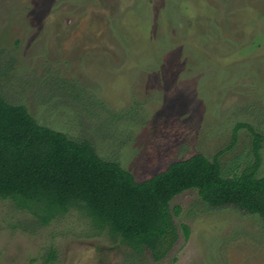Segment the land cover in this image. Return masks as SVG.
I'll return each instance as SVG.
<instances>
[{"label":"rangeland","instance_id":"374dc122","mask_svg":"<svg viewBox=\"0 0 264 264\" xmlns=\"http://www.w3.org/2000/svg\"><path fill=\"white\" fill-rule=\"evenodd\" d=\"M0 95L137 180L195 153L239 173L252 135L234 128L248 124L264 175V0H0ZM176 206L177 240L155 261L79 206L45 225L0 197V264H264L258 215L192 189Z\"/></svg>","mask_w":264,"mask_h":264},{"label":"trees","instance_id":"16d2710c","mask_svg":"<svg viewBox=\"0 0 264 264\" xmlns=\"http://www.w3.org/2000/svg\"><path fill=\"white\" fill-rule=\"evenodd\" d=\"M253 161L239 173L221 174L217 156L200 153L171 162L137 180L118 162L101 158L88 139L39 124L24 105L0 95V197L47 225L71 207L84 209L94 226L136 251L162 260L178 237L171 200L196 190L212 209L234 208L264 222V175H258L263 136L248 124ZM185 236L189 228L183 225Z\"/></svg>","mask_w":264,"mask_h":264}]
</instances>
